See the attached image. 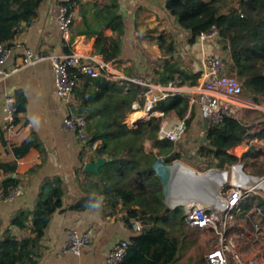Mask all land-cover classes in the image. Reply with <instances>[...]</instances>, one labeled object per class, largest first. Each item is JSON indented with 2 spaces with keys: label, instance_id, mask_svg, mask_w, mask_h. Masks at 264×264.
I'll return each instance as SVG.
<instances>
[{
  "label": "trees",
  "instance_id": "trees-1",
  "mask_svg": "<svg viewBox=\"0 0 264 264\" xmlns=\"http://www.w3.org/2000/svg\"><path fill=\"white\" fill-rule=\"evenodd\" d=\"M42 1L0 0V44L12 47L11 42L22 29L35 21ZM80 4L81 0H68L60 6L72 13ZM94 8L96 11L91 14V21L87 11L80 8L82 35L88 39L96 36L95 54L103 62L113 63L121 55L126 29L119 13L118 0H104ZM165 10L174 18L177 27L189 35L190 45L214 27L221 44L227 47L223 62L241 86V96L253 102L264 97V0H167ZM104 28L110 30L109 37L103 35ZM151 41L158 46L164 60L150 82L195 86L200 72L182 71L173 62L176 52L174 37L160 31L151 37ZM65 51L70 53L67 49ZM177 72L183 82L181 84L176 83L173 77ZM78 83L81 86L74 89L73 95L79 104L76 108L71 106L70 110L96 123L97 131L89 128L90 142L98 143L93 151V160L105 158L106 163L99 169L98 175L85 174L89 179L81 182V189L87 196L72 209L84 210L95 199L119 201L126 212L125 223L132 232L127 241L126 256L119 264H176L186 238V229L190 227L185 223L183 208L169 210L165 206L162 182L152 171V164L157 158H162L166 165L185 159L200 172L205 169L224 170L225 166L240 162L229 151L251 139L248 134L250 128L238 118L225 117L220 123L209 122L203 129L202 137L193 136V112L186 118L190 98L175 94L157 105L160 116L151 117L129 129L124 121L131 113L132 102L138 94L134 84L112 75L95 79L79 76ZM12 98L17 124L19 114L26 109V100L21 91H16ZM172 115L184 121V142H181L183 136L177 143L158 138L163 121ZM261 137L264 140V132ZM37 147L38 143L32 136L15 147L14 153L17 159H22ZM6 168L5 165L0 166V169ZM15 187L14 182L9 180L2 189L8 193ZM63 196L62 182L57 178L47 180L41 187L33 210L16 213L10 221L11 225L20 232L30 229L28 235L3 238L0 224V264H38L41 239L51 216L61 208ZM253 206L264 216V199L249 195L229 213L231 223L226 229V237L238 236L253 228L257 216L256 211L249 215ZM29 216L32 217L30 225ZM136 220L142 222L138 232L132 230ZM208 231L214 232L213 229Z\"/></svg>",
  "mask_w": 264,
  "mask_h": 264
},
{
  "label": "crops",
  "instance_id": "crops-1",
  "mask_svg": "<svg viewBox=\"0 0 264 264\" xmlns=\"http://www.w3.org/2000/svg\"><path fill=\"white\" fill-rule=\"evenodd\" d=\"M65 1L68 0L42 1L36 11L35 21L30 26L24 27L11 42L12 53L6 62L5 69L10 70L20 65L25 49L33 53L57 56L67 54L65 51L67 49V51L102 61L101 57L95 54L94 44L97 37L88 39L82 35L80 8L87 11V17L90 20L91 14L96 11L94 6H100L104 0H81V4L72 10L73 24L68 42L62 40L56 22L60 3ZM166 1L118 0L119 13L125 21L126 29L122 39L121 55L117 61L110 63L113 70L111 75L126 80L142 77L150 82L155 78V72L164 60L158 46L151 41V37L160 31L171 34L175 39L176 52L173 55V62L177 68L193 74L200 72L196 85L192 87L186 83L181 84L183 82L180 80V74L174 73L176 83L181 85L173 86L179 94L190 98L186 118L192 111L194 114L192 134L202 137L204 128L201 123L203 121L197 104L203 84L201 62L204 57L210 55L223 59L226 52L223 48L226 46L221 44L217 34L204 38L199 36L192 45L188 44L189 35L177 27L174 18L166 12ZM103 35L109 37L110 30L104 28ZM127 74L130 75L127 76ZM77 86H81V83ZM16 91H21L24 95L26 109L18 116L15 135L9 136L4 129V105L6 97L12 96ZM78 104L79 101L73 95L72 107L76 108ZM234 107L235 118L250 128L248 134L251 139L229 151L232 156L240 159V162L225 166L224 170L229 173L233 166H241L244 174L250 178L249 181L247 179V183L250 182L247 187L253 188L257 186L255 178H264V140L261 137L264 132V97H259L253 102L239 96ZM131 110L124 121L129 129L137 127L144 121L137 114L136 108ZM160 115L159 113L156 117ZM64 116L65 109L56 96L55 79L48 60L33 66L21 67L16 73L0 79V166H7L6 170L0 169V189L5 182L12 180L16 185L15 188L21 192L20 196L12 202L0 200L1 234L3 238H20L28 235L30 229L18 231L11 225V219L19 211H32L43 184L47 180L57 178L64 188L62 206L53 213L44 231L40 242L38 264H105L106 257L115 244L128 241L132 232L125 223L126 212L119 201L104 199L99 211L89 208L80 211L72 209L87 196L81 189V182L89 179L85 176L83 168L85 164L95 160H93V152L87 151L72 134L63 130ZM180 121L172 115L162 124L173 125ZM89 123L92 131L98 130L94 121ZM32 136L36 139L38 147L32 149L22 159H17L14 148ZM208 170L210 169L202 172L195 171L202 174ZM237 174L239 179L246 180L240 177L238 171H235L234 176ZM176 194L180 195V193ZM253 194L264 199L262 191ZM199 200L189 198L188 205H194ZM255 211L258 217H255L256 222L253 228L246 230L244 234L232 237V240L238 239V242L233 240V243L235 251V245L238 244L239 252L237 254L236 251L235 255L240 262H246L241 260L244 252L239 247L240 242H247L248 252L256 244L264 243V216L256 206H253L249 215H253ZM31 218V216L28 217L29 225ZM88 229L93 230L90 244L81 247L77 255L66 252L68 234L72 231L85 233ZM254 261L260 264L259 261ZM176 264H182V262L178 260ZM190 264H205V257L203 262L193 260Z\"/></svg>",
  "mask_w": 264,
  "mask_h": 264
},
{
  "label": "built area",
  "instance_id": "built-area-1",
  "mask_svg": "<svg viewBox=\"0 0 264 264\" xmlns=\"http://www.w3.org/2000/svg\"><path fill=\"white\" fill-rule=\"evenodd\" d=\"M56 22L62 40L68 42L70 39V28L73 24L72 13L66 7L60 6ZM216 34L217 30L212 27L209 32L201 34L200 37L215 36ZM11 53L12 47L7 48L4 44H0V79H5L16 73L21 67L33 66L43 60H48L55 79L56 96L65 109V116L62 121L63 130L72 134L87 151H95L98 143L90 142L89 121L72 112L70 107L73 106V91L77 87L79 76L95 79L102 75H111L113 72L111 64L91 57H85L73 51L69 54L57 56L33 53L25 49L20 65L7 70L5 65ZM201 65L203 84L197 99L201 120L220 123L225 117H235L236 110L234 106L242 92L237 79L227 71L223 59L218 56L210 55L204 57ZM127 80L138 89V94L131 108H136L137 114L143 120L156 117L159 114L156 110L157 105L171 96L179 94V91L172 83L166 85L154 84L142 78H130ZM4 113V129L9 136H14L17 130V125L15 124L17 115L12 96H8L5 99ZM184 133L185 124L181 120L173 125L162 124L158 131V137L170 143H177ZM235 171H238L240 177L246 178V181L239 179L238 174L234 176ZM247 179L249 181L250 178L244 175L237 166H233L222 184L228 183L230 186L225 198H222L219 193L215 195L214 199H205L194 205H183L185 223L190 228L200 230L213 229L216 233L214 245L205 256V264H259L254 260L240 262L233 252V240L225 236L227 225L231 221L229 213L238 206L241 200L256 193L254 190L264 192V178L257 180L259 189L247 187ZM20 194L21 192L18 188L11 189L8 193L0 189V200L12 202ZM218 200L222 201L221 205L217 202ZM141 226L142 222L136 220L133 223L132 230L138 232ZM92 236V229H88L85 233L70 232L65 251L75 255L79 254L81 247L90 244ZM127 245V241H120L115 244L108 253L105 264H119L126 256Z\"/></svg>",
  "mask_w": 264,
  "mask_h": 264
},
{
  "label": "water",
  "instance_id": "water-1",
  "mask_svg": "<svg viewBox=\"0 0 264 264\" xmlns=\"http://www.w3.org/2000/svg\"><path fill=\"white\" fill-rule=\"evenodd\" d=\"M226 50V47L223 48ZM209 122L207 120H203L201 126L206 129ZM202 141L205 142L206 138L203 137ZM106 163L105 158H99L95 162H89L85 164L83 168V172L85 174H92L98 175L99 169ZM238 169L244 174L242 171L241 166H237ZM180 168H185L190 170L193 174L192 179L185 178L183 175H180L179 170ZM152 171L154 172L155 176L159 178L162 182L163 186V197L165 198V194L168 192H176L183 194V196L188 197L192 200H199L204 201L205 199H214L215 195L219 194L218 189H215L211 186L210 175L218 173L227 175V171L225 170H215L210 169L205 173H198L192 168L186 166L180 161H174L171 165H166L162 158H157L151 166ZM245 175V174H244ZM259 180V178H255ZM186 183V187L182 189V186ZM223 185L221 184L220 187ZM255 189H259V184L254 187ZM217 193V194H216ZM206 196L203 198V196ZM165 204V199H164ZM183 203H178L175 206L171 207V210H174L178 206H183Z\"/></svg>",
  "mask_w": 264,
  "mask_h": 264
},
{
  "label": "rangeland",
  "instance_id": "rangeland-1",
  "mask_svg": "<svg viewBox=\"0 0 264 264\" xmlns=\"http://www.w3.org/2000/svg\"><path fill=\"white\" fill-rule=\"evenodd\" d=\"M138 78H142V77H138ZM144 79V78H142ZM186 136H183L181 142H184ZM148 146V143H147ZM180 162H182L183 164H185L186 166L188 165V167L192 168L193 170H197L196 167L194 166V164H192L191 162H189L188 160L185 159H181L178 160ZM186 183H184V185L182 186V189H184L186 187ZM230 188V186L228 185V183L224 184L222 187H219L218 189V193H220L222 198L226 197V193L228 191V189ZM255 192H261L259 190H254ZM165 198L163 197V201L165 199V206L171 210V206L170 203L172 202L171 198L183 201L184 198H186L183 195H179L176 193H166ZM203 196V195H202ZM206 196H203V198ZM183 208L184 206H178ZM177 208V207H176ZM184 210V208H183ZM231 223V221H229L228 225ZM227 225V228L229 227ZM228 238L232 239V236H227ZM216 240V233L215 232H210L207 230H203L201 231L200 229L197 228H187L186 229V238L184 240L183 245L180 248L179 251V262L185 263V264H190L191 261H201L202 259L204 260V257L206 256V254L212 249L214 242ZM235 240V242H238V239H233ZM239 247H241V249L243 250L244 254L241 257V260H257L260 262V264H264V243H258L255 246H253L250 251L248 252V248H247V242H240L239 243ZM238 244L235 245V249L237 251L238 254ZM235 250H233L234 252ZM236 251L234 252V254L236 253ZM188 261V263H187Z\"/></svg>",
  "mask_w": 264,
  "mask_h": 264
},
{
  "label": "bare ground",
  "instance_id": "bare-ground-1",
  "mask_svg": "<svg viewBox=\"0 0 264 264\" xmlns=\"http://www.w3.org/2000/svg\"><path fill=\"white\" fill-rule=\"evenodd\" d=\"M179 173H180V175H183L185 178H188V179H192L194 177L192 172L190 170L185 169V168H180ZM225 177H226V175H224V174L215 173V174L210 175V177L208 179H210L211 186H213L215 189H218L221 186V184H223ZM248 185H250V182L248 183ZM174 198H176V197H174ZM174 198H171L172 199L171 200L172 202L170 203L171 207L175 206L178 203H183V204L188 205V203L190 202L189 198H184L183 201L178 200V198L177 199H174ZM218 199H219V197H218ZM217 202L221 205L222 201L218 200ZM196 203H199V201H196Z\"/></svg>",
  "mask_w": 264,
  "mask_h": 264
},
{
  "label": "clouds",
  "instance_id": "clouds-1",
  "mask_svg": "<svg viewBox=\"0 0 264 264\" xmlns=\"http://www.w3.org/2000/svg\"><path fill=\"white\" fill-rule=\"evenodd\" d=\"M87 207L90 210L99 211L102 207V201L100 199L91 200Z\"/></svg>",
  "mask_w": 264,
  "mask_h": 264
}]
</instances>
